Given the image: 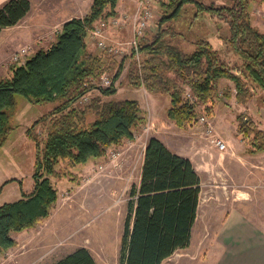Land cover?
<instances>
[{"label":"trees","instance_id":"16d2710c","mask_svg":"<svg viewBox=\"0 0 264 264\" xmlns=\"http://www.w3.org/2000/svg\"><path fill=\"white\" fill-rule=\"evenodd\" d=\"M231 1V5L215 7L200 0H158L157 29L151 38L144 35L140 40L141 61L139 66L132 63L129 84L167 95L166 116L178 128L191 125L195 105H204L205 112L212 114L220 79L232 82L231 88L222 91V98L234 97L238 104L247 103L256 88L264 89V33L251 24V0ZM117 3L92 0L83 17H71L61 24L48 47L35 50L0 78V146L12 130L15 94L31 103L53 105L25 129L34 143L33 184L30 192L21 191L20 198L0 205V256L17 244L13 233L33 228L49 217L58 196L51 177L60 176L59 162L84 165L103 157L108 147L131 140L135 128L144 123L137 100L100 97L116 92L112 84L122 71V61L117 63L111 56L104 61L103 56L86 49L88 30L97 20L117 15ZM30 8L29 0L1 2L0 30L16 25ZM189 10L193 11L191 20L207 12L226 22L227 34L219 38L232 58L226 60L221 48L202 37L194 38L191 50L183 48V37L173 24L188 17ZM113 68L112 84L106 88L93 85L92 79ZM94 88L100 95L80 105L79 97ZM236 121V134L247 145L245 153L264 150V128H256L252 120L242 121L240 116ZM37 125L43 126L42 137L34 131ZM144 145L139 184L131 185L128 194L120 264H160L175 250L188 246L196 217L200 179L191 161L171 152L156 137L148 138ZM50 264L95 261L87 248L78 247Z\"/></svg>","mask_w":264,"mask_h":264},{"label":"rangeland","instance_id":"374dc122","mask_svg":"<svg viewBox=\"0 0 264 264\" xmlns=\"http://www.w3.org/2000/svg\"><path fill=\"white\" fill-rule=\"evenodd\" d=\"M136 6V0H133ZM205 5H231V0H200ZM32 9L23 20L16 25L0 30V78L9 74L10 67L16 65L12 60L15 51L25 47L28 51L26 57L31 56L35 50L48 47L53 41L56 33L60 30L61 24L66 19L78 16L83 17L89 8L91 0H31ZM153 18L145 30L146 37L151 38L157 29V20L160 18V6L158 0H151ZM132 9L133 11H135ZM128 16L120 26H110L105 32L108 44L117 45L119 42L129 41L131 38V17ZM193 11L189 10V16L173 24V29L181 34V45L185 50L193 48L195 37L207 39L213 47L222 49V57L226 60L232 58L227 52V46L220 35L227 34V24L207 12L201 13L196 19L191 20ZM249 14L251 24L264 32V0H251L249 4ZM118 16V15H115ZM109 18V17H108ZM190 21L192 23L190 24ZM166 25V24H164ZM255 27V26H254ZM256 27V29H257ZM192 32V33H190ZM87 50L91 53L100 54L107 61L111 56L117 63L122 61V71L112 84V77L115 68L105 71L115 86L116 92L110 96H100L103 100L109 98L135 99L138 101L144 114V123L137 126L133 131L131 140L124 139L121 144L108 147L106 154L99 158L88 168L81 165L70 166L67 162H59L56 166L60 173L58 177H51L52 185L57 189L58 196L56 203L51 210L49 217L39 222L35 227L13 233L16 245L0 256V264H48L64 255L66 248L80 245L79 232L83 231L84 223L79 220V215L88 212L89 207L95 204L96 211L101 212L105 208H114L118 214L122 206V200L127 203L129 200V190L131 185L137 184L140 172V156L143 153L145 142L152 137L157 128H161L167 144L176 150L185 151L192 156L194 151V139L205 141L204 125L198 122L199 116H205L212 125L213 130L219 132L221 136L228 139L229 147L234 151L246 152L247 145L241 135L236 134V117L240 116L242 121L252 120L256 128H264V89L256 88L253 97L247 103L238 104L234 97L222 98V91L232 87V82L220 79L217 99L213 101L211 110L214 109V124L212 114L209 116L204 105H195L196 117H194L187 133L176 132L175 125L166 116L169 105V97L164 94H151L143 86L135 87L129 84L128 71L134 61L133 57L124 48L120 54H108L96 43L86 37ZM228 54V55H227ZM24 57V58H26ZM233 61V59H232ZM136 63V62H135ZM96 80V79H95ZM97 82V81H96ZM94 85V84H93ZM105 86L103 88H106ZM148 93V94H147ZM88 100L79 102L80 105L87 103L90 97L100 95L97 89L88 92ZM15 105L11 116L12 130L6 141L0 146V186L5 179L18 178L22 181L19 186L15 180L6 182L0 187V205L3 202H11L20 198V192L27 190L30 192L33 183V161L34 143L26 137L25 129L32 122L52 108V103H31L21 95L15 94ZM147 112V114H146ZM151 116L158 118L166 117V120L153 121ZM168 121L170 124L165 123ZM178 128V127H177ZM216 128V129H215ZM34 131L42 137L44 129L42 125H37ZM207 141V139H206ZM230 149V150H231ZM228 150L224 153V158L228 156ZM194 151V152H193ZM112 152H119L115 159L111 158ZM255 157L256 165L264 166V150L258 151ZM194 153V154H193ZM197 156V155H196ZM217 154L212 157H196L195 167L201 174L203 196L216 197L217 203H212V209H219V198L226 207L234 198L253 196L258 211L264 214V188L256 186L260 181L258 178L250 177V184H235L227 174L222 163L216 162ZM250 167L249 163L244 164ZM233 170L238 171L235 164L230 165ZM244 167V166H243ZM245 169V168H243ZM255 171L262 168L256 167ZM246 171V169L244 170ZM259 174V173H257ZM257 174L255 177H257ZM259 181V182H258ZM108 199L111 204L97 205L96 200ZM121 204V205H120ZM104 206V207H102ZM102 207V208H101ZM79 217V218H78ZM78 220V221H77ZM73 223H75L73 225ZM83 225V226H82ZM58 231V232H57Z\"/></svg>","mask_w":264,"mask_h":264},{"label":"crops","instance_id":"0c3cea01","mask_svg":"<svg viewBox=\"0 0 264 264\" xmlns=\"http://www.w3.org/2000/svg\"><path fill=\"white\" fill-rule=\"evenodd\" d=\"M4 1L5 0H0V4ZM29 2L31 3V11L32 2L31 0H29ZM133 5H135L133 0H118L115 11L117 12L118 16L127 15L128 17L130 13L132 14L134 12L132 10L134 9ZM254 26L257 27L256 25ZM258 30L263 32L260 29ZM213 116L214 109L212 111V116L210 117L212 118V123L215 126ZM151 117L153 118V121L166 120V117L158 119H156V116ZM165 123L170 124L168 121H165ZM170 125L174 126L173 123ZM174 127L177 133L181 132L182 134H185L191 130L188 128L183 129L177 128L176 126ZM235 128L236 125L234 129ZM160 131L161 128H157V131H154L155 134L153 137L159 139L162 144H164L171 152L188 158L196 169L199 179L201 178V174L195 167L196 157L207 158V156L212 157L213 155L217 154L216 162L219 164L222 163L224 170L230 176L229 178H232L235 184H250L249 176L254 174L252 176L253 179L258 178L260 181H258L259 183L256 186H262L264 188V166L256 165V162H254L255 157L257 154H259V152L252 154L245 152L243 153L242 149L241 152H239L232 150L231 147H228L225 151H219L214 146L209 144L205 138V141L200 142L194 139L192 143H194L193 147L196 153H193L194 155L192 156L190 153L188 154L185 153V151L172 148L170 144H167L163 134ZM217 133L219 134V132ZM222 138L225 139L223 136ZM225 141H227L229 145L228 139H225ZM228 150H230V152L227 153L228 156L224 158V153ZM143 154L144 149L140 156V169L143 163ZM98 160L99 158H92L81 166L88 168ZM245 163H249L250 167H245ZM232 164L239 166L238 171H235L233 170L234 168H231L230 165ZM256 167L262 168L261 171H255L254 168ZM243 168H245L246 171H244L245 169ZM140 173L141 170L139 172V179ZM256 174L257 177H255ZM12 180H15L19 186L22 185V181L20 179L8 178L3 181L0 187L4 186L6 182ZM138 184L139 182H137L135 185ZM22 191L28 192L27 190ZM201 191L202 180L200 179V193L197 203L196 217L192 228H190L191 232L190 240H188V246L175 250L170 256L163 259L160 264H264V214L262 211H258L253 196L248 194L246 197L234 198V200L228 202L229 204L226 207H224V203H222L223 201H221L219 198V209L214 208L211 211L212 203H217V201H213L216 197L214 198L212 196L206 195L202 198ZM96 201L97 205L99 203L111 204L108 199ZM126 206L127 203L125 202L124 205V200H122V206H119L120 210L118 214L114 208L110 207L105 208L101 212L96 211L97 207L95 204H93L92 207H89L90 210H88V212L86 211L85 213L79 215V220L87 221L83 224V231L79 232L78 239L83 243L75 246L71 245V247L66 248L64 255L72 252L78 247H85L90 251L92 258H94L95 264H120L118 257L120 251L119 243L123 231L124 218L127 213ZM74 224L75 223H73V225Z\"/></svg>","mask_w":264,"mask_h":264},{"label":"built area","instance_id":"2783aa9c","mask_svg":"<svg viewBox=\"0 0 264 264\" xmlns=\"http://www.w3.org/2000/svg\"><path fill=\"white\" fill-rule=\"evenodd\" d=\"M134 14L131 17V38L129 41L119 42L117 45L106 43L107 36L105 32L110 26H120L123 22L128 19L127 15L112 16L109 18H101L93 23V26L88 30V38L96 43L97 48L102 49L108 54H120L124 48L131 54L136 62L137 66L140 65L141 52L139 50L140 40L144 37L146 28L149 26V22L153 18V11L151 0H136V6ZM25 47L15 51L12 60L16 63H20L26 59L28 51ZM26 57V58H24ZM97 81V82H96ZM91 82L94 85L105 87L109 86L111 79L106 73H102L98 79H92ZM88 92L79 97L78 102H86L88 100ZM198 122L204 125V134L207 142L214 146L219 151H225L229 145L225 139L222 138L215 130L205 116H199ZM120 155L119 152H112L111 158L115 159Z\"/></svg>","mask_w":264,"mask_h":264}]
</instances>
